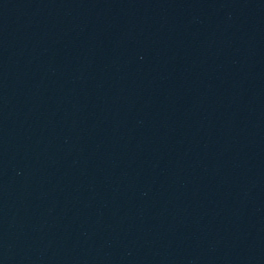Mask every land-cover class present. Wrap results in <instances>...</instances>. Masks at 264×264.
Instances as JSON below:
<instances>
[{
  "label": "water",
  "instance_id": "1",
  "mask_svg": "<svg viewBox=\"0 0 264 264\" xmlns=\"http://www.w3.org/2000/svg\"><path fill=\"white\" fill-rule=\"evenodd\" d=\"M0 264H264V0H86L0 127Z\"/></svg>",
  "mask_w": 264,
  "mask_h": 264
}]
</instances>
